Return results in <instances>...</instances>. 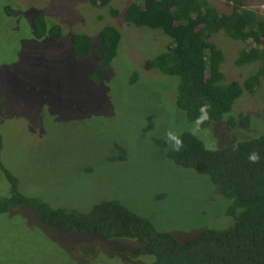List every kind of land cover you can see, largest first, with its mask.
<instances>
[{
  "label": "rangeland",
  "instance_id": "rangeland-1",
  "mask_svg": "<svg viewBox=\"0 0 264 264\" xmlns=\"http://www.w3.org/2000/svg\"><path fill=\"white\" fill-rule=\"evenodd\" d=\"M140 1L94 7L90 0H0V164L24 195L55 209L87 213L114 200L181 240L201 230L227 229L231 201L209 177L169 158L175 144L169 133L193 134L213 151L264 136V77L256 93L245 92L223 120L208 128L190 122L176 104L179 78L144 70L172 40L125 21V10ZM208 1L219 12L231 10V0ZM241 1L264 17V0ZM40 12L62 28L60 41L34 39L32 21ZM107 26L115 27L122 41L107 76L96 84L90 79L96 55L75 60L71 36L87 34L95 48ZM213 42L225 55V84H243L258 71L260 63L237 65L244 42L224 31ZM135 73L138 82L131 84ZM240 115L250 117V126H229L228 119ZM119 156L125 160H112ZM10 192L0 169V197ZM139 249L134 240L52 228L30 209L0 215V264L154 263L148 256L132 258Z\"/></svg>",
  "mask_w": 264,
  "mask_h": 264
},
{
  "label": "trees",
  "instance_id": "trees-1",
  "mask_svg": "<svg viewBox=\"0 0 264 264\" xmlns=\"http://www.w3.org/2000/svg\"><path fill=\"white\" fill-rule=\"evenodd\" d=\"M113 0H90L94 7H108ZM230 12H219L208 0H141L124 12L125 21L138 28L163 32L172 40L167 52L144 64L145 71H157L179 78L176 104L190 122L208 128L234 110L245 92L254 95L264 77V17L244 8L241 0H231ZM12 12V11H11ZM118 16V12H112ZM34 39L60 41L62 28L50 24L43 12L32 21ZM245 43L239 53L238 66L260 63L258 71L243 84L224 83L222 64L225 55L213 42L219 32ZM94 48L87 34L71 36L75 60L97 57V66L90 79L99 84L107 76L118 55L121 33L112 26L103 28ZM138 73L131 84L138 82ZM208 106L205 108V106ZM205 109L201 111V109ZM264 115V112H263ZM205 116L209 119H203ZM228 119L231 127L248 128L250 117ZM184 147L172 149L168 155L177 166L207 176L219 192L231 201L227 216L232 224L224 230L206 229L181 240L158 231L151 219L141 217L118 201L96 205L90 212L55 209L39 198L20 191L19 181L0 164L11 186L10 196L0 197V215L16 214L30 209L43 224L69 233H95L104 240L136 241L140 249L132 258L148 256L152 264H264V136L213 151L193 134L179 136ZM4 140L0 133V157ZM258 152L259 163H250L249 155ZM126 156L112 158L124 161Z\"/></svg>",
  "mask_w": 264,
  "mask_h": 264
},
{
  "label": "clouds",
  "instance_id": "clouds-1",
  "mask_svg": "<svg viewBox=\"0 0 264 264\" xmlns=\"http://www.w3.org/2000/svg\"><path fill=\"white\" fill-rule=\"evenodd\" d=\"M208 107L207 105L205 106V108ZM205 109H201V111H204ZM203 119H209V117L205 116ZM169 138L173 141H175V144L173 146V149L177 152H179L183 147H184V144H183V141L177 137V136H173L169 133ZM249 162L250 163H259L260 161V156H259V153L258 152H252L249 157Z\"/></svg>",
  "mask_w": 264,
  "mask_h": 264
}]
</instances>
